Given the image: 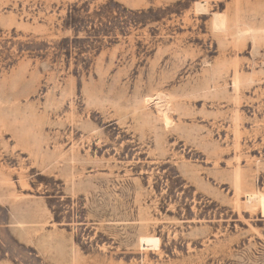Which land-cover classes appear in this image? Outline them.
<instances>
[{
    "label": "rangeland",
    "instance_id": "rangeland-1",
    "mask_svg": "<svg viewBox=\"0 0 264 264\" xmlns=\"http://www.w3.org/2000/svg\"><path fill=\"white\" fill-rule=\"evenodd\" d=\"M0 264H264V0H0Z\"/></svg>",
    "mask_w": 264,
    "mask_h": 264
},
{
    "label": "bare ground",
    "instance_id": "bare-ground-1",
    "mask_svg": "<svg viewBox=\"0 0 264 264\" xmlns=\"http://www.w3.org/2000/svg\"><path fill=\"white\" fill-rule=\"evenodd\" d=\"M158 98H159V97H158ZM251 198H252V197L248 198V200L251 201ZM253 201H254V202H257V197H253Z\"/></svg>",
    "mask_w": 264,
    "mask_h": 264
}]
</instances>
